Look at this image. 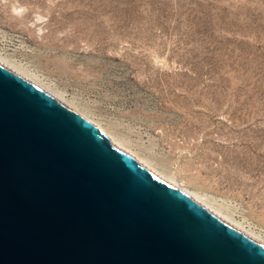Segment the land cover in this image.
<instances>
[{"label":"rangeland","instance_id":"374dc122","mask_svg":"<svg viewBox=\"0 0 264 264\" xmlns=\"http://www.w3.org/2000/svg\"><path fill=\"white\" fill-rule=\"evenodd\" d=\"M0 57L264 237V0H0Z\"/></svg>","mask_w":264,"mask_h":264},{"label":"water","instance_id":"95a60500","mask_svg":"<svg viewBox=\"0 0 264 264\" xmlns=\"http://www.w3.org/2000/svg\"><path fill=\"white\" fill-rule=\"evenodd\" d=\"M0 264H264V243L0 67Z\"/></svg>","mask_w":264,"mask_h":264},{"label":"bare ground","instance_id":"6f19581e","mask_svg":"<svg viewBox=\"0 0 264 264\" xmlns=\"http://www.w3.org/2000/svg\"><path fill=\"white\" fill-rule=\"evenodd\" d=\"M0 67L4 68L5 70H7L11 74H13L18 79L22 80L23 82H25L26 84H28L32 88H34L35 90L39 91L40 93H42L43 95L48 97L55 104L59 105L61 108H63L64 110H66L67 112H69L70 114H72L73 116H75L76 118L81 120L82 122L86 123L87 125L91 126L94 129H96L102 135L107 137L112 142V144L114 146L118 147L119 149L125 151L126 153H128L129 155L134 157L137 161H139L141 164H143L151 172L156 174L159 178H161L162 180H164L168 184L172 185L177 190L185 193L192 200H194L199 205L203 206L208 211H210L211 213H213L214 215H216L220 219L224 220L225 222L231 224L232 226L238 228L239 230L245 232L246 234H248V235L252 236L253 238L259 240L260 242L264 243V237L260 235L261 233L259 234L258 232L256 233L255 231H252L250 229L245 228L243 225H241V223L239 224L238 222L234 221L229 215H227L225 212H223L220 208L212 205V203H211L212 200L211 201L208 200L210 198H208V197H207L208 199L205 198V196H203L204 194L201 196L200 195L201 193L199 194V193H197V191L196 192L192 191V190L190 191L187 188L188 186L186 187V185L184 184L183 179L180 180L178 177H176L172 174L165 173L164 171L160 170L155 165H153L146 158L144 159L143 157H140L141 154H139L140 155L139 156L137 153H135L130 148V146L123 144V142H121L122 141L121 139H116V137H114L110 133V131L109 132L106 131L101 125H99V123L97 124L96 121L94 122L93 120L88 118L86 115L81 113L79 110H77L76 109L77 107L76 108L72 107L71 106L72 104H69L68 101H64L61 98V95L57 94V92L53 93L52 89H50L51 91L48 90L49 89L48 86H46L45 84H43L41 82L43 85L46 86V88H45L41 83H39L40 81L38 82L37 80L32 79V77H33L32 75L30 77V74L28 75V73H26L24 70L22 71V69H20L19 67L15 66L14 64H12L11 62H9L8 60H6L2 57H0Z\"/></svg>","mask_w":264,"mask_h":264}]
</instances>
